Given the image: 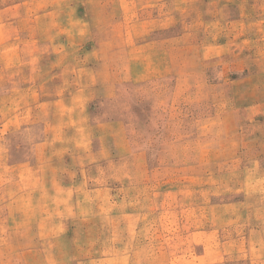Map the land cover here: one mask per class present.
I'll return each instance as SVG.
<instances>
[{
    "label": "rangeland",
    "instance_id": "obj_1",
    "mask_svg": "<svg viewBox=\"0 0 264 264\" xmlns=\"http://www.w3.org/2000/svg\"><path fill=\"white\" fill-rule=\"evenodd\" d=\"M0 264H264V0H0Z\"/></svg>",
    "mask_w": 264,
    "mask_h": 264
}]
</instances>
